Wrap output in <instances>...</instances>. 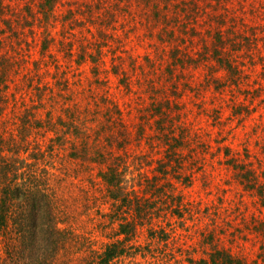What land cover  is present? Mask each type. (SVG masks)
<instances>
[{"label":"rangeland","instance_id":"rangeland-1","mask_svg":"<svg viewBox=\"0 0 264 264\" xmlns=\"http://www.w3.org/2000/svg\"><path fill=\"white\" fill-rule=\"evenodd\" d=\"M1 59L2 135L16 136L25 102L42 100L44 111L73 106L93 142L82 157L70 140L27 160L50 174L68 213L60 226L108 241L117 222L95 215L113 207L92 177L122 154L126 185L182 200L184 221L168 212L159 223L174 221L185 255L213 245L264 264V0H0ZM82 242L52 264H78Z\"/></svg>","mask_w":264,"mask_h":264},{"label":"trees","instance_id":"trees-1","mask_svg":"<svg viewBox=\"0 0 264 264\" xmlns=\"http://www.w3.org/2000/svg\"><path fill=\"white\" fill-rule=\"evenodd\" d=\"M3 62L1 59L0 81L4 76L2 71L7 69ZM38 105L47 107L42 100L33 104L25 102L23 109L26 111L19 116L21 120L16 125L19 129L16 136L14 132L6 138L0 133V231L6 237L0 239V264H52L64 247L69 248L80 241H83L84 249L77 259L78 264H117L122 259H127L126 264H142L137 260L138 254L144 258L145 264H181L185 261L189 264H251L232 251L213 245L205 251L208 256L201 255L197 259L189 253L192 252L190 249L185 255L174 221L166 219L164 225L159 223L165 220L168 212L177 214L178 219L184 221L185 216L180 211L182 200L178 198L176 205L172 206L167 202L168 192L162 186H155L157 184L142 185V194L139 193L140 188L137 190L134 185H126L122 167H119L124 162L121 160L123 156H119L122 154L115 156L117 161L99 168L92 177L93 185L102 191L105 203L113 207L112 212H105L98 206L95 215L100 213L105 217L107 214L110 220L117 222L113 233H107L108 241L102 247H94L77 228L60 226V216L68 213L63 214L55 191H49L45 185L50 174L44 168L38 169L37 161L30 163L27 160H37L39 155L46 153V147L70 140H76L70 142L72 154L82 157L93 142L89 136L82 138L84 125L75 119L73 106L61 103L60 110L53 112L51 107L45 111L37 109ZM1 107L0 116L4 110ZM55 122L64 126L59 133ZM48 124L50 127L47 128ZM49 131L56 135L46 137ZM47 138L51 141L48 142ZM86 194L88 196V191ZM147 224L151 226L148 242L142 246L132 245L135 230Z\"/></svg>","mask_w":264,"mask_h":264}]
</instances>
